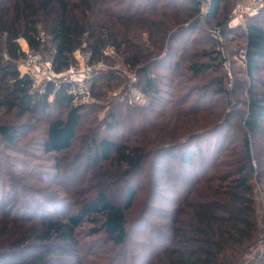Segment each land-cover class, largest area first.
Returning a JSON list of instances; mask_svg holds the SVG:
<instances>
[{
    "label": "trees",
    "instance_id": "1",
    "mask_svg": "<svg viewBox=\"0 0 264 264\" xmlns=\"http://www.w3.org/2000/svg\"><path fill=\"white\" fill-rule=\"evenodd\" d=\"M211 1L203 22L193 0H0V111L42 117L48 155L68 152L79 140L91 149L85 170L70 182L84 196L75 210L12 217L0 199L6 234L0 264H53L62 258L57 253L73 254L87 224L92 236L103 234L116 249L140 247L135 264H264V211L254 196L256 185L264 184V149L257 151L255 143H264V11L247 19L245 29L229 30L235 0ZM216 27L223 30V46L212 38ZM46 31L49 42L42 38ZM239 39L246 79L229 90L224 70ZM21 40L32 54L47 59L48 53L59 73L77 63L79 50L91 54V64L137 71L149 104L110 102V93H128L115 70L93 78L90 105L75 104L68 86L36 87L20 71L27 57ZM106 107L99 121L96 114ZM236 118L243 128L239 147L231 139ZM103 128L115 135L100 137ZM20 130L0 126V136L13 143ZM96 173L99 184L90 191L85 184ZM165 190L177 196L166 197ZM141 191L149 197L147 213L162 225L157 237L140 229L136 242L126 216Z\"/></svg>",
    "mask_w": 264,
    "mask_h": 264
},
{
    "label": "rangeland",
    "instance_id": "2",
    "mask_svg": "<svg viewBox=\"0 0 264 264\" xmlns=\"http://www.w3.org/2000/svg\"><path fill=\"white\" fill-rule=\"evenodd\" d=\"M42 38L49 42L50 38L47 31L42 34ZM243 43V39H239L235 44L231 45L229 49V52L231 53L229 56H227V65L225 66L224 70V73L227 75L225 82L229 90L234 88V81L239 80L243 82L244 79H246L244 78L245 65L241 61V58L237 53L238 50L236 49L238 46H242ZM20 45L25 51H28L25 41L21 40ZM51 47V43H47L48 50L51 49ZM45 55L48 60V53H45ZM109 57H115V55L111 52ZM107 66L116 72H119L123 78L125 77L127 81V91L129 80L126 73L131 75L136 74L137 76V71H130L127 68H124L122 64L111 66L108 63ZM237 86L238 83L236 84V87ZM167 90L168 89L165 88V91ZM120 91L121 89L115 93H110L109 101L113 102L115 105L121 103L123 104V102L127 103V94L121 95ZM242 97H244L243 94ZM230 101L232 100H228V102L232 105L238 103L237 100L236 102ZM101 104L108 105V103L105 101L101 102ZM148 104L149 97L148 101L140 107L147 106ZM229 108H231V105ZM236 109L242 110V108L239 106ZM106 111L109 112L110 107H106L105 110H98L96 117H98L99 121L104 119L105 114L103 112ZM232 123L235 125V128L234 130H231V139L232 142L236 144V147H239L243 136V128L241 122L238 121L237 118L236 120L233 119ZM0 126H16L17 128L21 129V132H23L15 138L13 143H8L4 138H2V136H0V199L3 197L4 200L2 204H5L6 211L10 213L12 217H14L19 213L20 215L24 213L32 216L34 211L42 212V214H44L43 210H64V212L75 210L79 206V203L83 200L84 196L82 193L80 194V192L77 194L74 193L76 190L73 188L78 186H72L70 182L77 171L83 172L85 170L86 167L84 165L87 160V153L90 154V146L87 145L85 141L79 140L77 143H75L74 148L68 152L59 154L58 156L48 155L43 150L47 129L46 122L42 117L39 116L26 115L20 118L16 112L1 110ZM114 135L115 133L109 134L108 132H105L103 128L100 137H113ZM214 138V136H211V139ZM259 141L260 144L257 145V151L258 148H260L259 151L263 153V140L261 141L260 138H258L256 139L255 143H258ZM97 174L98 173H96V175L90 176V178L88 177L89 179L85 184L90 185V191H94L96 187H98L97 185L99 183ZM58 175L59 178L57 179V182H55L57 185L52 184L55 177ZM64 178L68 179L69 182L65 180L64 183ZM143 181L144 180H142V182ZM36 191H40V195L43 196H40L38 193L35 194ZM14 192H17L16 196L14 195ZM118 192H120L119 189ZM163 195L171 198L177 196L176 192L173 190H165ZM254 196L258 204V210L264 211V184L256 185ZM116 197L119 198V203L123 202L124 198H122L121 192L117 194ZM32 199H34V201H32ZM147 203H149V197L147 194L142 191L139 192L138 200L134 206V210L127 213L126 216L128 231L130 232L132 240L136 242L142 241L140 238L143 234L140 229L147 227L145 234H152L154 237H157V235L154 234L155 229L162 225L154 215L147 213ZM159 205L161 208H167L162 201H160ZM146 221L149 224L146 223ZM148 225H151L153 228ZM92 227V225L87 224L85 228H81L78 231L79 244L73 250V254H70V256H61L63 254L57 253L55 256L62 258L60 260L55 259L56 261L54 260L53 264L136 263L137 257L142 253L140 247L137 245H132L127 249H116L109 242V239L103 234L92 236L90 234V228ZM0 228H2V226H0ZM13 229L17 230L18 228L15 227ZM5 238L6 234H4L1 230L0 252L3 251L1 247L2 243L5 241ZM262 250H264V248H262ZM2 262L3 261L0 260V263Z\"/></svg>",
    "mask_w": 264,
    "mask_h": 264
},
{
    "label": "built area",
    "instance_id": "3",
    "mask_svg": "<svg viewBox=\"0 0 264 264\" xmlns=\"http://www.w3.org/2000/svg\"><path fill=\"white\" fill-rule=\"evenodd\" d=\"M199 4L200 18L206 22L211 12V0H193ZM264 11V0H235V5L229 16L226 27L229 30H238L246 28V20L258 16ZM212 38L224 45V38L222 37L223 30L221 28H212L210 30ZM25 51V50H24ZM27 57L20 64V71L23 74L29 75L35 81L36 87L41 84L53 83L57 89L62 86H68L70 95L75 99L77 105H90L94 103L91 93V82L93 78L102 71L113 70L104 63L91 64V54L89 52L77 51L74 54L75 66L63 72H56L53 68L52 61L45 59L40 54H32L25 51ZM110 56L109 50L105 53ZM242 59L245 60L244 54ZM128 76V93L127 102L130 105H144L148 101L147 94L138 87V78L136 74Z\"/></svg>",
    "mask_w": 264,
    "mask_h": 264
},
{
    "label": "crops",
    "instance_id": "4",
    "mask_svg": "<svg viewBox=\"0 0 264 264\" xmlns=\"http://www.w3.org/2000/svg\"><path fill=\"white\" fill-rule=\"evenodd\" d=\"M27 48H28V46H27Z\"/></svg>",
    "mask_w": 264,
    "mask_h": 264
}]
</instances>
